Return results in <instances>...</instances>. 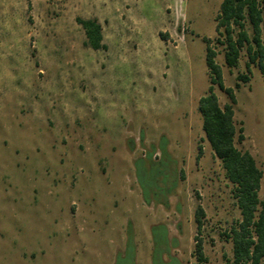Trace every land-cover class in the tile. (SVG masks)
Returning a JSON list of instances; mask_svg holds the SVG:
<instances>
[{"label":"rangeland","instance_id":"1","mask_svg":"<svg viewBox=\"0 0 264 264\" xmlns=\"http://www.w3.org/2000/svg\"><path fill=\"white\" fill-rule=\"evenodd\" d=\"M220 2L0 0V264H150L160 224L174 257L155 264H195L197 205L204 264L231 258L221 233L239 211L197 107L210 85L203 37L225 86L245 73V52L228 67L215 42ZM76 17L98 20L106 50L85 44ZM248 76L235 89V144L264 170V81L256 66ZM162 138L167 154L150 168Z\"/></svg>","mask_w":264,"mask_h":264},{"label":"trees","instance_id":"2","mask_svg":"<svg viewBox=\"0 0 264 264\" xmlns=\"http://www.w3.org/2000/svg\"><path fill=\"white\" fill-rule=\"evenodd\" d=\"M76 21L84 30L87 46L94 50H106L102 26L96 18L76 17ZM214 21L215 42L223 47L224 63L228 67H236L241 52L244 51L246 55L245 73L236 76L237 81L234 87L225 86L221 66L215 59L217 50L211 45L209 38H202L205 42V63L210 85L207 93L199 97L197 102L202 119L201 126L205 139L214 156L220 161L225 177L231 184V196L239 211V218L224 233H221L231 242V258H225L224 264H264V170L257 167L253 156L248 151L237 148L235 142L241 141L243 134L242 127L237 129L233 119V105L236 103L235 89L239 88V81H248L251 66L258 68L264 81V0H221ZM159 35L164 37L166 34L160 32ZM215 85L228 97V102L222 106L213 91ZM165 145L166 140L162 138L159 146L161 155L157 161L152 160L153 150L143 158L149 161L150 168L160 164V160L167 154ZM201 153L202 146L198 144L196 159L200 158ZM141 159V165H144ZM179 171L180 176L183 177V172ZM174 176L173 185L167 186L165 190L166 196L157 199V204L165 208L169 206L168 196L177 183L176 168ZM159 184L155 185V190H164V185ZM261 188L262 197L259 196ZM143 198L144 202H150L149 196L143 195ZM203 218L204 210L201 205H197L194 210L195 264H204L207 261L203 239L200 236ZM160 229L159 235L155 231L152 233L151 264H155V260L163 263L165 255L173 256L170 251L175 244V239H169L165 224H160ZM156 256L159 259H155ZM175 260L178 262L177 259Z\"/></svg>","mask_w":264,"mask_h":264},{"label":"crops","instance_id":"3","mask_svg":"<svg viewBox=\"0 0 264 264\" xmlns=\"http://www.w3.org/2000/svg\"><path fill=\"white\" fill-rule=\"evenodd\" d=\"M149 260H150V258H149ZM144 264H149V263H147V258L145 259V262H143ZM143 263H141V264H143ZM151 264V263H150Z\"/></svg>","mask_w":264,"mask_h":264}]
</instances>
